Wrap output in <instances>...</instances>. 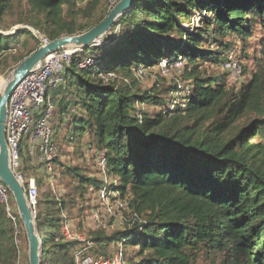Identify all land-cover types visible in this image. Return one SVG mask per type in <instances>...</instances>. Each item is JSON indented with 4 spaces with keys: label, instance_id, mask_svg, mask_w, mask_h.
<instances>
[{
    "label": "trees",
    "instance_id": "obj_1",
    "mask_svg": "<svg viewBox=\"0 0 264 264\" xmlns=\"http://www.w3.org/2000/svg\"><path fill=\"white\" fill-rule=\"evenodd\" d=\"M14 1L24 0H0V25ZM26 1L37 18L29 25L50 41L89 30L110 10L101 0H87L83 7L82 0ZM196 14L201 22L191 25ZM259 26L264 31V0H135L105 42L73 54L65 83L51 88L58 99L55 135L65 129L64 140L78 142V152L89 135L86 146L94 158L104 155L108 179L70 166L68 200L51 192L38 199L42 264H77V250L108 257L119 242L134 251L125 264H196L200 257L213 262L224 252L226 264H264V142H247L264 136V34L253 55L257 69L240 88L228 86L223 67L234 50L245 72L241 55L248 53L228 38L246 42ZM13 43L21 46L18 62L42 45L28 28L0 32V58ZM175 56L185 60L182 77L189 92L174 109L139 114L137 104L164 100L154 88L140 89L132 70ZM87 57L93 63L81 67ZM207 61L217 70L203 67ZM100 72L122 80L104 83ZM246 114L254 118L225 137ZM90 187L128 197L130 216L111 234L99 229L89 239L69 240L62 218L68 205L83 206ZM16 257L15 225L0 203V264H16Z\"/></svg>",
    "mask_w": 264,
    "mask_h": 264
},
{
    "label": "rangeland",
    "instance_id": "obj_2",
    "mask_svg": "<svg viewBox=\"0 0 264 264\" xmlns=\"http://www.w3.org/2000/svg\"><path fill=\"white\" fill-rule=\"evenodd\" d=\"M87 0H82L79 2L78 6L83 7ZM102 8L108 5V0H101ZM37 19L34 12L30 9L27 1H14L12 4L11 10L6 13L2 19V23L0 25V32L10 33L11 31H15L16 29L28 28L30 29L39 39L41 38L40 34H43L41 31L35 29L33 26L29 25L31 20ZM200 15H193L189 20L191 25L198 24L201 21ZM83 22V19L81 20ZM264 31L262 28L256 27L254 35L246 42H243L240 38L236 36H230L228 40L231 43L236 44L235 46L239 49H246V53H248L247 57H243L241 55V62L245 68L244 75L240 80V83L234 87L236 90L240 88L239 86L243 81H247L252 73L257 69V61L253 58L254 51L256 47L259 45L260 39L263 36ZM105 41V40H104ZM33 41H31V45H33ZM21 49L20 43H13V48L3 53L0 58V91L2 84L9 78L13 70L19 65L15 57L17 56V52ZM22 51V50H21ZM20 51V52H21ZM234 50L231 51V53ZM242 52V50H241ZM247 55V54H245ZM27 57V56H26ZM176 57V56H175ZM173 58V57H171ZM209 67L208 71L211 72L213 70H217V67H214L213 63L207 61L203 67ZM135 77L138 79L137 85L142 90L148 89H156L153 93L155 96L163 99L164 103H155V104H143L136 105L139 107V114L142 111L148 112L153 115L157 112H161L166 107H170L174 109V102H179L180 97L183 94L188 93L187 82L182 77V69H178L176 67H169L168 69H162L160 63H158L154 67H144L141 66L139 69L134 68L132 70ZM122 80L120 76L119 81ZM129 80V79H128ZM127 81V80H125ZM129 82V81H128ZM179 82L183 85V88H179ZM65 83V80L62 84ZM228 86H232L230 82H228ZM49 95L54 99H57L53 95L52 89L49 91ZM175 100V101H174ZM219 120H225L224 115L219 114ZM253 114H246L236 120L231 129L226 132L225 137H230L233 133H235L239 128L245 126L249 120L253 119ZM58 113H55V124L58 122ZM54 131L56 133V125L54 126ZM65 129L63 132L57 133L55 135V141L58 145V153L59 157L52 164V170L48 171L45 168L42 162H39L38 154L30 153L28 148L27 140L25 139L22 144L23 153H24V171L27 175H34L37 179V186L39 192V199L43 197L45 193H52L53 196H57V199H62V201L68 200V195L70 193L69 183L71 182V176L68 172V168L70 166H83L90 169L94 173V177H100L104 180L108 179V176L104 170L100 168L98 163V157L94 158L92 154V149L86 146V143L89 141V135H85L83 138V142L80 144L79 152L76 148V141H68L65 139ZM252 138V137H251ZM249 138V139H251ZM259 141L264 142V136L261 138H256V140L251 141V144H255ZM101 169V171L99 170ZM34 169V171H33ZM86 198L82 201L83 206L70 207L67 206L65 214L62 218V223L65 222L63 232L68 236L78 237L77 239H89L93 233L98 231L99 229L103 230L107 234H111L113 231L122 229L130 216V206L124 208H117L114 214H110L105 219L94 217L95 209H101V214L105 211L102 209L99 201V190H95L92 187L87 190ZM14 199V198H13ZM15 201V200H14ZM60 207V204L57 203V206ZM66 217V218H65ZM21 228L19 227V232H15V246L17 251L16 264H30L29 262V245L28 239L23 227L22 222L19 221ZM127 254L130 257L134 251L126 245ZM112 247L110 248V252ZM226 252L219 253L213 262L205 259L204 257H200L196 264H226Z\"/></svg>",
    "mask_w": 264,
    "mask_h": 264
},
{
    "label": "built area",
    "instance_id": "obj_3",
    "mask_svg": "<svg viewBox=\"0 0 264 264\" xmlns=\"http://www.w3.org/2000/svg\"><path fill=\"white\" fill-rule=\"evenodd\" d=\"M119 0H108L111 9ZM42 44L50 42L49 38L42 34ZM77 52L74 48H62L45 57L35 68H33L13 89L8 102V116L6 122V140L10 153V165L17 179L23 184L29 203L36 213V204L39 199L37 179L34 175L24 172V162L21 155V147L26 139L30 153L38 154L39 162H42L48 171L52 170V164L59 157L58 145L55 141L54 119L56 113L57 99L49 95L52 87H56L65 80L67 65L72 62V56ZM91 57H87L80 63L81 67L93 63ZM162 69L176 67L183 69L185 60L182 56L166 57L160 62ZM223 67L228 72V82L231 85L240 83L244 70L240 61L235 56V51L229 54ZM99 77L104 83L120 78L114 72H100ZM179 88H183L179 82ZM189 92V91H188ZM102 170L106 168L104 155L98 159ZM99 201L102 209H95L93 216L106 218L114 214L117 208L129 205L128 197H121L117 192H109L105 187L99 189ZM0 203L4 205L7 216L14 222L15 232H19V221L21 222L17 205L9 188L0 181ZM69 239H77L64 233ZM108 257H94L86 255L82 250L74 252L77 264H125L127 250L123 243H114Z\"/></svg>",
    "mask_w": 264,
    "mask_h": 264
},
{
    "label": "water",
    "instance_id": "obj_4",
    "mask_svg": "<svg viewBox=\"0 0 264 264\" xmlns=\"http://www.w3.org/2000/svg\"><path fill=\"white\" fill-rule=\"evenodd\" d=\"M134 1L119 0L109 10L103 21L83 33L65 35L42 44L19 63L5 81L3 91H0V180L9 188L17 205L28 239L30 264H42L43 241L38 232L36 213L28 201L23 184L17 179L10 165V153L6 140V122L10 95L15 86L48 55L62 48L84 50L105 42L107 34L117 23L118 18L126 13ZM38 34L42 35L41 33Z\"/></svg>",
    "mask_w": 264,
    "mask_h": 264
},
{
    "label": "crops",
    "instance_id": "obj_5",
    "mask_svg": "<svg viewBox=\"0 0 264 264\" xmlns=\"http://www.w3.org/2000/svg\"><path fill=\"white\" fill-rule=\"evenodd\" d=\"M57 101H58V99H57ZM58 120V122H59V118L57 119ZM58 122L55 124V122H54V126L56 125V132L59 130V128H58ZM60 132H62V130H60ZM33 171H34V169H33Z\"/></svg>",
    "mask_w": 264,
    "mask_h": 264
},
{
    "label": "flooded vegetation",
    "instance_id": "obj_6",
    "mask_svg": "<svg viewBox=\"0 0 264 264\" xmlns=\"http://www.w3.org/2000/svg\"><path fill=\"white\" fill-rule=\"evenodd\" d=\"M258 137L261 138L262 136H260V135H259V136H255V138H251V139H250L249 141H247V142L251 145V141L256 140V138H258Z\"/></svg>",
    "mask_w": 264,
    "mask_h": 264
},
{
    "label": "bare ground",
    "instance_id": "obj_7",
    "mask_svg": "<svg viewBox=\"0 0 264 264\" xmlns=\"http://www.w3.org/2000/svg\"><path fill=\"white\" fill-rule=\"evenodd\" d=\"M5 83H6V82H4V83L2 84L1 91H3L4 86H5Z\"/></svg>",
    "mask_w": 264,
    "mask_h": 264
}]
</instances>
